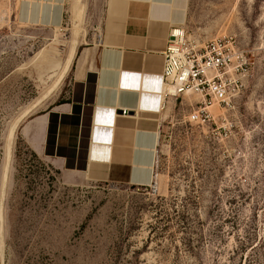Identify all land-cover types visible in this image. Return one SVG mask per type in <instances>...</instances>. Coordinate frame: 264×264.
I'll return each mask as SVG.
<instances>
[{
	"label": "rangeland",
	"instance_id": "374dc122",
	"mask_svg": "<svg viewBox=\"0 0 264 264\" xmlns=\"http://www.w3.org/2000/svg\"><path fill=\"white\" fill-rule=\"evenodd\" d=\"M68 2L81 14L34 28L19 23L18 0H0V264H264V0H189L190 42L231 36L250 71L202 125L188 122L199 96L168 101L145 187L60 174L19 137L72 40L98 31L100 0Z\"/></svg>",
	"mask_w": 264,
	"mask_h": 264
},
{
	"label": "crops",
	"instance_id": "0c3cea01",
	"mask_svg": "<svg viewBox=\"0 0 264 264\" xmlns=\"http://www.w3.org/2000/svg\"><path fill=\"white\" fill-rule=\"evenodd\" d=\"M68 3L18 0L16 17L24 26L57 28L67 12L81 14L79 2L69 11ZM188 6L100 0L97 33L77 37L64 79L41 114L19 129L40 162L83 181L151 185L166 109L160 112L163 52L169 30L185 26Z\"/></svg>",
	"mask_w": 264,
	"mask_h": 264
},
{
	"label": "built area",
	"instance_id": "2783aa9c",
	"mask_svg": "<svg viewBox=\"0 0 264 264\" xmlns=\"http://www.w3.org/2000/svg\"><path fill=\"white\" fill-rule=\"evenodd\" d=\"M249 66L231 36L197 46L190 42L184 27L170 29L163 52L161 112L168 101L195 94L200 97L199 107L189 114L188 122H208L212 118L208 111L211 103L226 109L241 93Z\"/></svg>",
	"mask_w": 264,
	"mask_h": 264
},
{
	"label": "bare ground",
	"instance_id": "6f19581e",
	"mask_svg": "<svg viewBox=\"0 0 264 264\" xmlns=\"http://www.w3.org/2000/svg\"><path fill=\"white\" fill-rule=\"evenodd\" d=\"M78 34V32H75V35ZM77 42V39H73L72 40V44H71V48H69L66 58L64 60L63 66L60 69L59 73L57 74V76L55 77V79L52 81L51 86L49 88V90L46 92V94L43 95V97H41L40 100H38L35 104H33L31 106V108H29L28 110H26L24 112V114H27L29 111H31L33 108H35L37 105L39 106V104L49 95H51L52 92H54L56 90V88H58V86L60 85V83L62 82L63 78L65 77L68 68H69V64L71 63V60L73 59V55H74V51H75V44ZM37 99V98H36ZM161 107H162V103L160 104V112H161ZM16 121V120H15ZM16 123V122H15ZM15 129V125H13L10 130L8 131V133L5 136V147H4V165H3V180H6V177L8 175L7 170H8V161H9V157H10V145H11V139H12V135H13V131ZM5 185V184H4ZM4 196V195H3Z\"/></svg>",
	"mask_w": 264,
	"mask_h": 264
},
{
	"label": "trees",
	"instance_id": "16d2710c",
	"mask_svg": "<svg viewBox=\"0 0 264 264\" xmlns=\"http://www.w3.org/2000/svg\"><path fill=\"white\" fill-rule=\"evenodd\" d=\"M181 222H185V224H187L185 217L181 216Z\"/></svg>",
	"mask_w": 264,
	"mask_h": 264
}]
</instances>
